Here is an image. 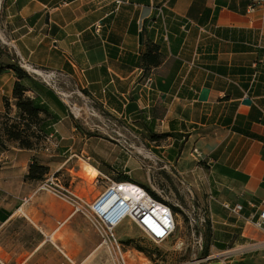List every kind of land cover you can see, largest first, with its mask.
I'll list each match as a JSON object with an SVG mask.
<instances>
[{
  "label": "crops",
  "instance_id": "0c3cea01",
  "mask_svg": "<svg viewBox=\"0 0 264 264\" xmlns=\"http://www.w3.org/2000/svg\"><path fill=\"white\" fill-rule=\"evenodd\" d=\"M250 2L4 0L0 15V44L26 73H52L79 91L63 94L68 105L45 84L65 106L56 136L65 126L74 131V113L85 109L105 118L89 131L129 125L141 134H170L169 155L181 146L171 158L174 171L191 193L206 195L214 244L248 249L223 264H264V221L253 225L264 203V9L250 11ZM151 44L161 61L145 70L140 56ZM13 81L10 70L1 72L0 114ZM203 89L208 97L200 102ZM8 148L0 151V216L11 212L7 223L20 215L35 229L55 224L51 239L77 215L57 212L39 183L24 181L34 152ZM223 203L242 210L229 216Z\"/></svg>",
  "mask_w": 264,
  "mask_h": 264
},
{
  "label": "rangeland",
  "instance_id": "374dc122",
  "mask_svg": "<svg viewBox=\"0 0 264 264\" xmlns=\"http://www.w3.org/2000/svg\"><path fill=\"white\" fill-rule=\"evenodd\" d=\"M3 3L4 0H0V14ZM53 82L50 86L70 105V98H64V95L74 98L71 93L77 94L79 91L65 79ZM90 113L85 109L75 112L74 116L79 120L75 130L62 127L59 135L35 150L29 161L35 160L46 166L49 170L47 176H52L55 182L87 205L102 193L108 182L106 179L116 180L124 176L184 214L186 221L179 213L175 214V231L160 245L149 241L127 220L123 221L113 234L128 249L129 261L142 264L148 261L155 264H223L226 257L246 254L248 249L241 252L219 250L211 238L206 245L203 244V230L209 226L210 232L214 231L211 228L212 215L205 205L206 195L191 193L188 182L176 174L172 159H169L168 146L171 142L168 139L151 142L147 134L136 132L129 125L126 131L121 132L116 130L113 133L105 129L89 131L90 125H102L105 119L100 114L93 116ZM69 121H73L72 117ZM42 193L52 199L51 205L57 212L68 215L73 211L69 204L52 194ZM85 204H82L84 208ZM18 216L0 224V258L8 264H111L99 233L94 232L80 216L69 219L52 237L55 245L49 239V235L55 231L52 230L55 224L50 229L39 226L35 229ZM131 240L129 245L125 243ZM60 248L64 254L59 251Z\"/></svg>",
  "mask_w": 264,
  "mask_h": 264
},
{
  "label": "built area",
  "instance_id": "2783aa9c",
  "mask_svg": "<svg viewBox=\"0 0 264 264\" xmlns=\"http://www.w3.org/2000/svg\"><path fill=\"white\" fill-rule=\"evenodd\" d=\"M249 10L264 9V0H251ZM44 84L50 85L55 75L30 70ZM49 136L47 140L51 139ZM194 159L202 162L203 156L193 150ZM207 162V161H206ZM210 165V162H207ZM102 193L87 205L77 195L55 182L48 175L39 183L38 191L52 194L54 197L69 204L73 209L71 216L83 218L94 232L99 233L101 244L106 248L111 264H142L129 261V251L122 241L117 240L113 232L125 220L137 227L138 230L153 244L166 242L175 231V214L170 206L161 200L153 198L141 185L132 180H108ZM133 188V190H131ZM85 204L86 208L82 206ZM229 216H238L242 210L241 204H221ZM259 217L253 221L256 228H262L264 221V203L260 205ZM50 239V238H49ZM0 264H8L0 258ZM146 264H155L148 261Z\"/></svg>",
  "mask_w": 264,
  "mask_h": 264
},
{
  "label": "trees",
  "instance_id": "16d2710c",
  "mask_svg": "<svg viewBox=\"0 0 264 264\" xmlns=\"http://www.w3.org/2000/svg\"><path fill=\"white\" fill-rule=\"evenodd\" d=\"M3 9V7H2ZM2 14V10H1ZM0 14V15H1ZM0 44V74L4 70H10L14 76L10 97H3L4 111L0 114V151L7 150L8 145H15L17 149L34 152L39 147H43L49 136L56 137L53 126L59 120L58 113L64 112L65 106L59 101L53 90L47 87L35 76L26 73L19 66L18 59L8 54L5 47ZM157 45L151 44L141 54V67L145 70L148 66L155 67L160 65L161 55ZM2 58L7 59L3 62ZM147 134V135H146ZM149 141L156 143L160 140H167L170 134H153L146 132ZM179 152L181 146H174ZM175 149L171 150L169 158L175 155ZM49 170L46 166L38 164L35 160L30 161L27 172L23 179L27 182L41 183L45 180ZM130 180L128 177L120 176L116 181ZM153 198H158L156 194L145 188ZM173 213H179L186 221L184 214L178 209L170 206ZM7 216H0V222L4 223ZM203 244L214 240V235L210 232L209 226L202 232ZM131 241L125 242L129 245ZM219 250H224L225 245H215ZM139 251L146 253L145 250L138 248Z\"/></svg>",
  "mask_w": 264,
  "mask_h": 264
},
{
  "label": "water",
  "instance_id": "95a60500",
  "mask_svg": "<svg viewBox=\"0 0 264 264\" xmlns=\"http://www.w3.org/2000/svg\"><path fill=\"white\" fill-rule=\"evenodd\" d=\"M139 43H141V35H139ZM207 95H208V90L207 89L201 90V92L199 94L198 101H200V102L206 101V99L208 97ZM242 103L245 104V105H250L251 102L248 99H244Z\"/></svg>",
  "mask_w": 264,
  "mask_h": 264
},
{
  "label": "bare ground",
  "instance_id": "6f19581e",
  "mask_svg": "<svg viewBox=\"0 0 264 264\" xmlns=\"http://www.w3.org/2000/svg\"><path fill=\"white\" fill-rule=\"evenodd\" d=\"M94 172L97 174V171L96 170H94ZM53 237V236H52ZM52 237H51V241H52V243L54 244V242H53V240H52ZM55 245V244H54ZM56 248H58L57 246H56ZM60 251V250H59ZM61 252V251H60ZM62 253V252H61ZM63 254V253H62Z\"/></svg>",
  "mask_w": 264,
  "mask_h": 264
}]
</instances>
